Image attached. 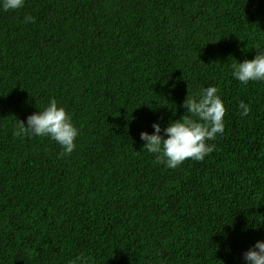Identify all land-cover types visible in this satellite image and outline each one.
<instances>
[{
  "label": "trees",
  "instance_id": "16d2710c",
  "mask_svg": "<svg viewBox=\"0 0 264 264\" xmlns=\"http://www.w3.org/2000/svg\"><path fill=\"white\" fill-rule=\"evenodd\" d=\"M259 51L264 0L0 10V264H244L264 240V82L231 65ZM208 86L227 109L217 149L167 168L140 132L188 115L186 96ZM50 99L80 130L63 158L50 138L15 134Z\"/></svg>",
  "mask_w": 264,
  "mask_h": 264
},
{
  "label": "clouds",
  "instance_id": "9594fccd",
  "mask_svg": "<svg viewBox=\"0 0 264 264\" xmlns=\"http://www.w3.org/2000/svg\"><path fill=\"white\" fill-rule=\"evenodd\" d=\"M25 0H0V10L10 11L23 8ZM25 24H33L36 17L26 14ZM232 77L243 84L249 81L264 82V51H259L251 60L245 59L231 65ZM182 107L188 115L169 122L162 128L153 122L151 133L140 132V140L144 141L143 149L157 154V160L167 168L176 169L186 159L202 161L217 149L210 143L223 135L225 131L226 107L218 88L202 87L195 95L186 96ZM238 109L246 116L251 111L248 104L241 101ZM17 136L47 137L58 143L62 151L59 158L71 154L76 149V139L80 130L74 124L71 114L59 105L55 99H50L47 106L28 115L25 121H18ZM244 264H264V240H257L242 254ZM86 264L83 256H76L69 264Z\"/></svg>",
  "mask_w": 264,
  "mask_h": 264
}]
</instances>
